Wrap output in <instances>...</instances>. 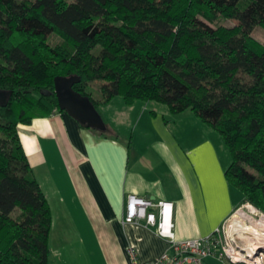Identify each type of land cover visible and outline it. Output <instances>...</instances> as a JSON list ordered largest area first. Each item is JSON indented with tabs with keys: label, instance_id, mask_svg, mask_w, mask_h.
<instances>
[{
	"label": "trees",
	"instance_id": "obj_1",
	"mask_svg": "<svg viewBox=\"0 0 264 264\" xmlns=\"http://www.w3.org/2000/svg\"><path fill=\"white\" fill-rule=\"evenodd\" d=\"M216 14L237 24L204 20ZM259 25L264 0H0V264H47L51 208L18 126L65 111L56 76H78L73 89L96 107L120 95L164 103L173 114L191 109L223 137L228 181L264 212ZM92 81H100V100L87 89Z\"/></svg>",
	"mask_w": 264,
	"mask_h": 264
},
{
	"label": "crops",
	"instance_id": "obj_2",
	"mask_svg": "<svg viewBox=\"0 0 264 264\" xmlns=\"http://www.w3.org/2000/svg\"><path fill=\"white\" fill-rule=\"evenodd\" d=\"M96 108L103 131L58 110L18 126L51 208L47 264H130L129 247L141 261L170 250L144 218L124 220L130 195L166 201L175 239L209 235L245 202L225 175L223 137L191 109L120 95Z\"/></svg>",
	"mask_w": 264,
	"mask_h": 264
},
{
	"label": "built area",
	"instance_id": "obj_3",
	"mask_svg": "<svg viewBox=\"0 0 264 264\" xmlns=\"http://www.w3.org/2000/svg\"><path fill=\"white\" fill-rule=\"evenodd\" d=\"M164 200H152L149 197L130 195L127 199V222H137L144 218L148 225L156 227L157 232L170 239V250L164 251L158 258L141 261L134 248L129 247L130 264H209L207 257L214 256L226 260L229 264H264V238L251 237L248 227L255 225L257 220L263 222L258 226L264 235V212L258 216L250 212L248 203L239 206L235 211L209 235L175 239L172 223L163 221V211L167 206ZM245 208V209H244ZM240 210L246 212L242 216ZM235 220H239L237 231H232ZM248 224V225H247Z\"/></svg>",
	"mask_w": 264,
	"mask_h": 264
},
{
	"label": "water",
	"instance_id": "obj_4",
	"mask_svg": "<svg viewBox=\"0 0 264 264\" xmlns=\"http://www.w3.org/2000/svg\"><path fill=\"white\" fill-rule=\"evenodd\" d=\"M79 81L76 75L56 76L54 78V92L60 109L88 127L105 130V122L94 103L87 95L73 89L74 83ZM7 93L0 90V101L5 100Z\"/></svg>",
	"mask_w": 264,
	"mask_h": 264
},
{
	"label": "rangeland",
	"instance_id": "obj_5",
	"mask_svg": "<svg viewBox=\"0 0 264 264\" xmlns=\"http://www.w3.org/2000/svg\"><path fill=\"white\" fill-rule=\"evenodd\" d=\"M204 20H206V22H208L212 26L222 25L224 27H232V26L237 24L236 20L228 18V17H225V16H222V15H218V14L215 15V18H214L213 21H209V20H207L205 18H204ZM252 35L259 42L264 43V27L263 26H260V25L256 26L254 28V30L252 31ZM47 40H48V42L50 44L55 45L56 43L61 41V37L58 36L57 34L53 33L47 38ZM242 78H246L247 79V77L244 74H242ZM87 89L90 92V94L92 95V97H94L96 100H100L102 98V94H101V91H100V81L89 82L87 84ZM246 203L252 204V203H250L248 201L247 202L245 201L240 206L246 205ZM261 212H263V211H261L259 208H257L255 216L258 218V216L261 214ZM207 261H208L209 264H229L226 260L222 261V260H218V259H213L211 257Z\"/></svg>",
	"mask_w": 264,
	"mask_h": 264
},
{
	"label": "bare ground",
	"instance_id": "obj_6",
	"mask_svg": "<svg viewBox=\"0 0 264 264\" xmlns=\"http://www.w3.org/2000/svg\"><path fill=\"white\" fill-rule=\"evenodd\" d=\"M247 205H248V209L250 210V212L254 213L257 211V208L255 206H253L252 204H247ZM240 213L242 214V216L246 215V212L243 210H240ZM261 222H263L262 219H261V221L257 220V222H255V225L248 227L249 233H250L252 238L253 237H255L256 239L264 238V235H262V233L259 232V230H258V226L261 224ZM239 226H240L239 220H235V223L232 227V231H237Z\"/></svg>",
	"mask_w": 264,
	"mask_h": 264
}]
</instances>
